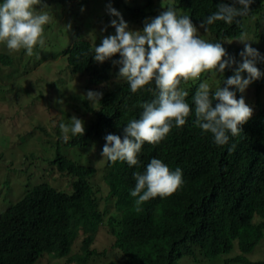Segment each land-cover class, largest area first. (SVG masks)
<instances>
[{"label":"trees","instance_id":"1","mask_svg":"<svg viewBox=\"0 0 264 264\" xmlns=\"http://www.w3.org/2000/svg\"><path fill=\"white\" fill-rule=\"evenodd\" d=\"M120 2L111 0L109 3L117 8ZM218 2L174 0L177 8L190 11L203 38L232 40L240 31L235 24L217 21L207 34L199 29V22L210 11H215ZM122 5L126 14H131L128 23L133 24L136 17L143 16L148 10L150 13H156L154 9L158 13L162 11L159 5L163 6V0H144L143 7L137 10L132 9V3L123 2ZM250 9L242 24L254 40L249 43L264 54V0H253ZM93 46L79 41L66 54L74 73L94 81L98 91L103 93L102 99L95 107L84 98L71 99V108H84L81 120L85 132L73 138L71 145L76 159L61 152V140L57 142L51 162L52 182L32 186L22 201L0 215V264H44V260L46 264H60L63 258L69 260L78 252V260L83 263L93 256H102L103 263L108 257H116L118 261L112 264H118L120 258L125 264H181L183 258H189L195 264H264V261L254 263L248 257L264 238V78L252 86L250 94L247 90L237 93V98L244 96L253 113L241 125L243 135L236 137L241 140L235 139L234 153L222 158L221 169L217 168L216 160L227 152H221L211 142H205V150L202 146L203 150L196 148L195 143L202 132L194 124L193 113L184 126L173 127L161 143H144L138 157L140 167L130 168L125 162L107 160L105 178L110 190L103 195L101 188L92 183L97 169L90 160V143L101 137L102 149L104 136L120 134L129 119L139 117L140 105L150 101L152 95L131 93L126 83L116 80L118 66L111 61L99 64L85 56L84 53ZM223 46L230 55L240 59L238 53L243 44L232 40L230 43L224 41ZM46 47L50 45L39 47L33 55L25 54V57L34 58L38 63L39 54ZM113 58H118V54ZM259 66L260 69L264 67L263 64ZM226 72L231 74L227 68ZM201 79L212 82L210 78H204V74ZM198 83L189 81L185 85L189 92L185 99L190 105ZM90 87L85 86L86 89ZM56 103L49 96L41 97L45 111H50ZM86 117L87 125L83 119ZM55 134L59 135L58 128ZM197 150L201 151L198 155ZM152 157L161 159L170 169L180 167L184 184L177 189H181L178 194L151 198L137 212L134 198L129 195V190L134 187L131 179L133 172H143L142 166H146ZM205 157L215 166L202 164ZM205 181L217 183L214 188L201 187V182ZM249 182L254 184L247 188L260 195H251L246 189L241 191L239 186ZM103 231L106 236H100ZM107 238L110 244L107 248L98 252L91 249L92 244L102 243Z\"/></svg>","mask_w":264,"mask_h":264},{"label":"clouds","instance_id":"2","mask_svg":"<svg viewBox=\"0 0 264 264\" xmlns=\"http://www.w3.org/2000/svg\"><path fill=\"white\" fill-rule=\"evenodd\" d=\"M110 1L97 0V4L102 8L97 13L102 25L95 17L94 7L89 6V4L95 5L96 0H81L78 3L76 0L65 1L66 10L63 13V19L76 17L77 25L81 27L76 29V32L82 31L84 35L90 36L91 30L84 26L100 24L103 27L100 34L102 37L98 44L85 39H76L72 42L69 38L66 46L60 51H54L48 59L44 58L42 53L40 62L34 67H39L44 61L50 60L51 65L62 63L65 74L69 70L79 80L87 79L74 73L66 54L73 45L79 41H85L94 45L84 53L85 56L91 57L99 64L111 61L113 65L118 66L117 82L126 83L131 93L147 92L152 95L150 101H144L140 105L142 111L139 117L129 119L123 125L120 134L108 133L104 136L105 143L102 149L99 143L101 137L92 139L91 152L94 149L93 152L100 153L105 163L104 174L99 181L92 182L93 185L101 188L100 194L106 195L110 190L105 178L107 177V160L125 162L130 168L140 167L141 162L138 157L144 143L151 145L161 143L173 127L184 126L187 118L193 113L194 124L202 132L195 143L196 148L200 150L202 146L204 149L205 142H211L217 145L221 152L226 151V154L223 153L224 155L222 154L216 160L217 168L221 169L222 158L234 153L232 151L235 148V139L241 140L236 137L243 135L241 125L246 123L253 113L252 107L246 104L244 96L237 98V93H244L247 90L250 94L252 86L264 78V67L260 69L259 66L264 65V54L249 43L254 40L242 24L243 18L251 12L250 5L253 0H229V2L219 0L215 11H210L199 22V29H202L205 34L209 33L210 26L217 21H222L225 25H237L240 31L232 40L243 44L242 50L238 53L239 60L230 55L223 46L224 41L230 43L232 40L203 38L191 19L190 11L177 8L174 0H163V6L159 5L162 11L158 13L154 9L153 12L156 11V13H150L148 10L143 16L136 17L137 21L133 24L128 23L131 14H126L127 10L122 4L123 2L132 3V9L137 10L143 7L144 0H121L117 8L111 5ZM51 22V11L46 0H0V44H3L10 52L24 50L26 55L31 56L37 48L47 46L45 39L48 33L45 35V26ZM71 30L73 31L72 27ZM116 54L118 58L114 59ZM58 56L62 58L57 60ZM226 68L231 71V74L224 73ZM202 74L204 78L208 77V80L210 78L212 82L201 79ZM189 81L193 83L199 81L192 94L191 105L185 99L189 95L185 87ZM75 85L77 87V84ZM84 85L91 87L85 88L83 95L75 92L70 97L58 98L53 84L47 86L46 92L40 89L42 92L37 94L40 98L49 96L57 102L50 111L43 110L40 104L36 108L38 116L48 118L51 127L59 129V135L54 132L55 153L56 143L61 140V152L74 160L76 156L71 152L75 151L71 147L72 141L76 136L84 134L85 126L81 120L84 108H71V99L84 98L90 106L95 107L103 96L94 81L87 79ZM101 86H104L103 82ZM32 87L39 89L36 83L32 84ZM83 119L87 125L88 117ZM26 124L30 125V123ZM38 129L41 128L36 126L35 130ZM64 142H67V145L64 146ZM199 150L197 155L201 152ZM202 164L207 167L209 164L215 166L211 159L207 160V157ZM142 167L143 172H133L131 186L134 187L129 190V195L134 198L133 204L137 212L141 211V205L151 198L156 196L163 198L181 191V189L177 190L184 184L183 170L180 167L170 169L166 163L156 157H152L147 165ZM231 174L232 171L228 173V175ZM201 183V187L214 188L217 182ZM249 184L254 182L241 184L239 188H242L241 191L246 189L251 195L261 194L248 189ZM94 250L98 252L97 247ZM78 253L73 255L74 257L70 253L69 260L63 258L61 261H65V264H87V261L83 263L78 260ZM116 260V257H108L103 264H112ZM180 262L195 264L189 258H183ZM118 264H125V262L120 258Z\"/></svg>","mask_w":264,"mask_h":264},{"label":"rangeland","instance_id":"3","mask_svg":"<svg viewBox=\"0 0 264 264\" xmlns=\"http://www.w3.org/2000/svg\"><path fill=\"white\" fill-rule=\"evenodd\" d=\"M65 1L71 0H46L52 16V22L45 26V35L48 33L45 40L50 45L42 51L46 59L54 51L64 48L69 38L72 42L76 39H85L96 43L102 37L100 34L103 27L97 17L98 10L102 8L97 4V0L95 5L89 6L94 7L95 17L101 25L84 26L91 30L90 36L84 35L82 31H75L81 28L77 25L76 17L63 19ZM80 1L76 0L77 3ZM41 54L40 52L38 62L41 60ZM60 58L62 57L58 56L57 60ZM10 61L12 63L6 66L5 64ZM51 63L47 60L34 68L37 62L34 58L25 57L24 50L10 52L0 44V213L21 200L32 186L52 182L54 171L51 162L55 155L53 147L55 129L51 127L48 118L38 116L36 108L40 106L41 98L37 94L42 92L40 89L46 92L47 86L53 84L58 98L70 97L75 92L83 95L85 91L84 84L87 83V79L81 81L69 70L65 74L62 63L56 65ZM35 83L39 89L32 87ZM36 126L41 129L35 130ZM93 151L90 160L98 168V173L93 178L96 182L104 174L105 163L100 153ZM104 234L105 231L101 232L100 236H106ZM95 243L91 248L97 247L98 251L110 245L108 238L102 243ZM75 250H78V247H75ZM248 257L252 261H264V240ZM44 261L46 264V260ZM60 264H65V261H61ZM87 264H103V257L89 258Z\"/></svg>","mask_w":264,"mask_h":264}]
</instances>
